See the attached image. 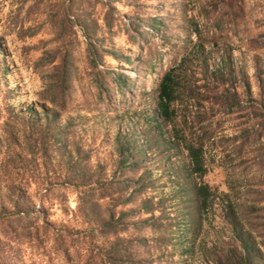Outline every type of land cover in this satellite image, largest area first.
<instances>
[{
    "label": "rangeland",
    "instance_id": "1",
    "mask_svg": "<svg viewBox=\"0 0 264 264\" xmlns=\"http://www.w3.org/2000/svg\"><path fill=\"white\" fill-rule=\"evenodd\" d=\"M262 101L264 0H0V264H264Z\"/></svg>",
    "mask_w": 264,
    "mask_h": 264
},
{
    "label": "trees",
    "instance_id": "2",
    "mask_svg": "<svg viewBox=\"0 0 264 264\" xmlns=\"http://www.w3.org/2000/svg\"><path fill=\"white\" fill-rule=\"evenodd\" d=\"M105 24H109L106 20L104 21ZM81 29L83 31V33L85 34V36H87V38H89L91 36V33L88 32V28L86 27V25L84 23H81ZM198 33L197 29H194V34ZM88 45L85 48L86 52H88L91 56V62H94L96 60H100L101 58V54L97 53V51H95L93 49V47H89L88 49ZM62 53L60 55H56L54 50L50 51L47 50L46 52H43L42 55L37 59V62L43 61L45 60V55H49V58L46 59V63H53L55 60H58L57 63L51 65L52 69V80L49 81V84L51 85L52 83H56V85H59V82H62V79L58 80V77L60 75L63 76V81L65 80V74L67 72V49L63 46L62 47ZM109 55L113 58V59H118V55L115 53L114 49H111L110 51H108ZM59 74V76L56 78L57 74ZM64 74V75H63ZM248 88V87H247ZM245 91L248 92V90L246 89L245 86ZM178 94V81L176 80V77L174 75V70L170 67L167 71L164 72V74L162 75V77L159 80L158 83V90H157V99H156V107L158 110L159 115L165 119L166 121H173L174 115H175V109L173 107V101L176 97V95ZM261 99H259L260 101ZM48 101L50 103H53V98H49ZM262 106V115H261V121H260V126H262L264 128V102L262 101L261 104ZM32 111V110H31ZM45 111V120H48V118H50V116L48 117V113H46V109H44ZM51 115L55 114V113H50ZM12 129V128H11ZM8 132V136L10 137V139L12 138L11 136L14 135V131L11 130ZM39 129H36V132L39 133ZM23 136L24 135V131H23ZM7 136V137H8ZM6 137V138H7ZM51 137V136H50ZM50 137L47 136L46 137V142H49L48 140H50ZM14 139V138H12ZM15 142V141H14ZM44 139L38 137V147L34 150L28 151L29 153H35V154H41L43 153V150L45 149L44 147ZM183 147L187 152L188 158H189V162H190V168H191V172L193 174H195L200 180L197 183L196 187H195V196L197 198V205L198 207H204L206 202L212 197V192L210 191L209 187L207 186L206 183H204L201 180L202 174L204 172V166L202 163V158H201V148L200 146H194L192 143H185V141H182ZM25 147V145H24ZM26 149V147H25ZM9 192H13L15 189L13 188L12 185L8 186ZM16 191V190H15ZM0 214H7V212H1ZM2 215V216H3ZM229 220L231 221V225L234 229L237 228V222L234 220L233 217H229ZM247 234H244V236L240 237V243L243 246V248L245 250H251L252 249V241H250L247 236ZM240 254H242V251H238L235 250L233 253V257L237 260H240Z\"/></svg>",
    "mask_w": 264,
    "mask_h": 264
}]
</instances>
